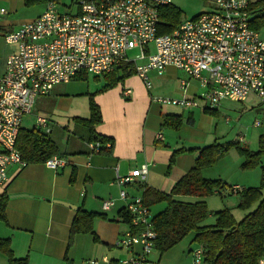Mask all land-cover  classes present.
Returning a JSON list of instances; mask_svg holds the SVG:
<instances>
[{"label": "crops", "instance_id": "0c3cea01", "mask_svg": "<svg viewBox=\"0 0 264 264\" xmlns=\"http://www.w3.org/2000/svg\"><path fill=\"white\" fill-rule=\"evenodd\" d=\"M47 1L0 0V8L6 10L0 15L1 66L6 55L15 49V45L5 43L4 34L40 15ZM36 3H40L41 8L24 15V6ZM77 12L78 7L70 13ZM1 44L6 45L7 49L3 50ZM149 48L153 51L152 44H149ZM144 62L145 59L137 61L138 64ZM180 71L172 66H168L161 75L150 71L152 88L149 90L135 73L105 89L102 87L107 83L106 75L80 73L67 83L55 85L49 94L36 99L33 110L38 106L49 116L40 115L48 120V134L56 126L69 131L53 139L50 137L67 163L57 169H50L43 163L9 167V180L0 189V193L8 197L5 220H0V238L9 240L16 258H26L27 264H81L103 256L116 261L127 255L126 250L116 246L120 234L129 228L123 215L127 201L119 198L122 187L115 182L116 174L123 176L147 164L149 170L146 179L123 188L131 196L141 195L143 186L170 193L175 183L193 167L197 156V151H183L175 155L170 165L173 151L178 148H200L218 142L216 131L211 129L206 120L209 113L206 109L211 112L216 107H207L201 101L198 107L184 109L160 105L151 100L150 97L154 95L196 97L204 91L197 79L199 86ZM89 75L93 76L95 82L88 80ZM181 80L187 82L184 91L179 89ZM126 88L130 89L129 94H126ZM92 102L100 111V121L94 125L93 133L110 139L112 147L109 151L95 153L88 145L91 134L81 119L90 117ZM168 115L180 117L177 128L165 123ZM197 118L202 122L198 124ZM21 127L24 128L22 124ZM33 127L38 128L36 123ZM58 144L62 146L61 149ZM209 169L211 167L202 169L204 178L221 179L220 175H206ZM233 186L245 188L237 182L227 183L224 189L213 194L220 197L238 196V193H232ZM17 194L25 195L11 197ZM174 197L191 202L198 200L186 195ZM106 199H113L115 203L104 210L102 202ZM203 200L206 202V197ZM165 206L166 202L161 201L149 206V209L153 215ZM153 207L158 208L157 211H153ZM78 208L103 216L96 215L92 220L94 235L89 232L77 233L69 244V229ZM0 264H8L2 252Z\"/></svg>", "mask_w": 264, "mask_h": 264}, {"label": "built area", "instance_id": "2783aa9c", "mask_svg": "<svg viewBox=\"0 0 264 264\" xmlns=\"http://www.w3.org/2000/svg\"><path fill=\"white\" fill-rule=\"evenodd\" d=\"M57 1L48 0L40 15L3 36L15 49L0 65V189L9 180V167L28 164L15 146L23 117L32 113L39 96L80 73L104 76L132 61L135 75L149 90V72L161 75L172 66L197 79L204 91L196 97H150L160 105L189 109L202 101L214 108L223 99L244 101L249 94L264 101V35L250 26V0H213L215 7L211 10L182 20L164 34L157 33L159 9L172 4V0H76L77 13L61 11ZM5 12L0 8V15ZM133 49L139 53L135 60H129L127 52ZM140 59L145 62L138 64ZM186 86L187 82L181 80L179 89L184 91ZM125 92L129 94L130 89ZM259 125L255 120L253 126ZM36 126L46 133L50 130L48 120L40 115L36 116ZM88 145L95 153L111 146L110 142L98 141ZM66 163L58 155L43 162L50 169ZM148 170V165L142 164L115 178L122 187L119 198L127 201L123 210L129 223L116 246L127 255L116 261L103 256L81 264H157L150 259L157 233L149 206L141 195L131 196L123 188L144 181ZM239 190L231 187L232 193ZM114 203L106 199L102 208L107 210ZM191 252L193 262L201 263L203 246ZM254 264H264V256Z\"/></svg>", "mask_w": 264, "mask_h": 264}, {"label": "trees", "instance_id": "16d2710c", "mask_svg": "<svg viewBox=\"0 0 264 264\" xmlns=\"http://www.w3.org/2000/svg\"><path fill=\"white\" fill-rule=\"evenodd\" d=\"M249 11L251 28L264 35V0L251 2ZM180 22V10L173 4L164 5L159 9L157 33H169ZM134 71L132 61L124 62L118 69L106 74L107 83L102 88L115 85L116 82L135 73ZM206 110L210 112L209 109ZM90 112L88 119H81L91 134L88 140L100 143L110 142V139L93 133L94 125L100 121L99 108L93 102L90 104ZM180 122L179 116L168 115L165 117V123L176 128ZM15 146L27 163H43L54 155H61L49 134L36 127H21ZM111 147L112 144L110 148L102 147L100 151H109ZM237 148L247 157L243 163L244 166L258 162L260 151L251 152L238 145ZM225 150L226 145L218 142L200 148H178L172 153L170 165L173 164L175 155L180 152L197 151V156L193 167L175 183L170 193L158 192L143 186L141 196L147 206L161 201L166 202L163 210L152 215V223L157 233L155 248L160 253L169 250L184 236L192 232L193 239L204 248L203 264H254L258 258L264 256V196L261 193V188H264V165L261 168L260 187L241 188L237 192L238 207L248 208L255 204L252 210L237 220L230 209L223 208L213 212L215 216L213 223H204L210 212L203 198L221 191L226 187V184L221 179L204 178L201 171L203 168L213 165ZM177 195L193 196L198 200L192 202L179 200L174 197ZM7 198L6 194L0 193V220H5ZM96 215L103 216L81 208L76 210L69 229V244L77 233L89 232L94 235L92 220ZM123 215L128 221L127 214L123 212ZM0 252L7 257L8 264H27L26 258L14 256L8 239L0 238Z\"/></svg>", "mask_w": 264, "mask_h": 264}, {"label": "rangeland", "instance_id": "374dc122", "mask_svg": "<svg viewBox=\"0 0 264 264\" xmlns=\"http://www.w3.org/2000/svg\"><path fill=\"white\" fill-rule=\"evenodd\" d=\"M171 2L180 10L181 21L215 7L213 0H172ZM57 3L59 9L64 12H74L77 7L76 0H58ZM40 8V3L27 7L24 6V15L37 11ZM1 47L3 50L7 49V46L4 44H1ZM138 53V49L129 50L127 52L128 59L135 60ZM188 79L196 86H199L197 80L190 77ZM88 80L95 82L92 75H89ZM40 109L42 108L38 109V106H36L31 114L23 117L22 126L24 128L33 127L38 115L49 117L44 110ZM206 118L211 129L216 131L218 143L226 145V150L213 165L209 166L211 169H209L206 175H220L226 184L237 182L240 187H260L261 168L264 165V101L257 98L254 94H249L244 101L223 99L216 106L215 110L207 113ZM54 119L56 120V118ZM255 120L260 121L259 126H253ZM197 122L199 124L202 121L197 118ZM60 127H63V125ZM68 132L64 128L58 129L56 126L49 136L53 139L61 133L67 134ZM240 138L241 141H239ZM237 145L251 152L260 151L257 158L258 162L250 166H244L243 163L247 157L239 152ZM58 146L61 149L62 146L60 144ZM261 191L262 196H264V188H261ZM238 203L239 197L235 195H224V197H220L218 194L208 195L206 197V205L210 214L204 220L205 224L215 221L213 212L218 209L228 207L235 219L239 220L242 215L255 207V204H253L248 208H240L238 207ZM157 209L156 207L152 208L153 211H157ZM1 225L2 223L0 222ZM197 245L191 232L163 253L154 250L150 255V259L156 261L157 264H195L191 250L195 249ZM125 256L123 255V257Z\"/></svg>", "mask_w": 264, "mask_h": 264}, {"label": "water", "instance_id": "95a60500", "mask_svg": "<svg viewBox=\"0 0 264 264\" xmlns=\"http://www.w3.org/2000/svg\"><path fill=\"white\" fill-rule=\"evenodd\" d=\"M21 195H25V194L11 195V197H12V196H21ZM60 203L66 205V206L72 207V208H76L75 206H73V205H71V204H69V203H66V202H60Z\"/></svg>", "mask_w": 264, "mask_h": 264}]
</instances>
